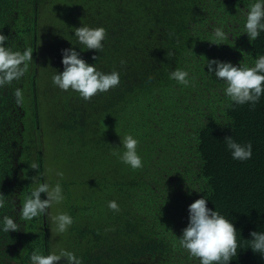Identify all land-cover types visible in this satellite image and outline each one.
<instances>
[{"label":"trees","instance_id":"16d2710c","mask_svg":"<svg viewBox=\"0 0 264 264\" xmlns=\"http://www.w3.org/2000/svg\"><path fill=\"white\" fill-rule=\"evenodd\" d=\"M255 2L0 0V34L8 38L2 46L33 49L27 73L0 87V264H31L37 249L55 252L47 211L20 218L25 196L37 187L31 178L46 183L51 144L70 176L63 195L66 187L78 189L76 199L66 198L73 218L66 246L83 264H200L178 238L189 205L203 197L237 230L239 248L228 264H264L250 248V233H264V94L254 107L237 105L207 68L212 59L253 67L264 55V31L249 41L244 28ZM80 26L106 29L102 51L78 41ZM217 27L229 37L219 45ZM68 48L105 74L119 72V86L90 101L59 89L52 77L63 71ZM176 69L189 73V86L170 79ZM17 88L23 106L15 102ZM127 135L139 141L141 169L120 159ZM228 136L250 142L251 158L234 160ZM113 200L118 213L108 208ZM4 216L19 231L5 233Z\"/></svg>","mask_w":264,"mask_h":264},{"label":"clouds","instance_id":"9594fccd","mask_svg":"<svg viewBox=\"0 0 264 264\" xmlns=\"http://www.w3.org/2000/svg\"><path fill=\"white\" fill-rule=\"evenodd\" d=\"M245 33L249 41L259 37L260 32L264 31V0H256L246 13ZM107 31L103 27L90 28L80 26L75 28V36L87 50L96 52L103 50V41L107 37ZM215 40L222 44L227 40L228 35L219 27L213 33ZM8 38L0 34V87L10 85L14 80L23 77L33 62V49L27 48L23 52L13 51L9 47H4ZM168 56L173 53H167ZM96 60L97 56H93ZM63 71L54 74L52 82L62 91L72 90L79 96L90 101L94 96L106 93L111 89L117 88L120 84V74L117 71L105 74L95 67L88 64L80 57V54L73 48L62 50ZM124 61H121L123 64ZM215 66V67H213ZM208 75L213 72L218 80L224 81V89L227 98L237 105L250 103L253 107L259 102L264 94V55H261L253 67L234 66L230 62H221L216 59L207 61ZM170 79L176 80L179 84L189 86V73L184 70L176 69L170 73ZM17 106H23L24 95L20 88L14 91ZM231 107V104L226 105ZM224 142L231 151L234 160L245 161L251 158V143L240 144L233 140L231 136L225 137ZM139 141L132 135H127L123 140L125 151L120 156L123 163L129 165L133 170L141 169L143 161L138 154ZM113 155H117L113 152ZM33 170H39L40 165L33 162L30 165ZM39 174V171H38ZM63 177L62 172L57 173ZM37 181V187L31 191L29 196H25L23 207L20 210V218L24 221H31L33 218L45 214L54 203L64 200L61 185L57 183L50 187L47 183H39L38 175L31 178ZM41 193L46 194L47 199H41ZM5 196L0 194V208L5 207ZM204 197L195 200L188 207V224L182 230V236L178 238L179 245L186 250L191 257L198 258L200 264H228L237 255L239 244L237 241V230L230 220L226 219L216 210L207 207ZM108 208L113 212H119L120 208L116 201H109ZM54 221L57 231L64 233L73 224V218L67 213H60L55 216ZM112 230V229H109ZM3 231H19V225L9 216L3 217ZM250 248L253 252H259L264 256V233L253 231L250 233ZM64 258L67 264H83L82 260L74 253L61 250L59 254L52 253L43 255L39 249L31 253V264H57Z\"/></svg>","mask_w":264,"mask_h":264},{"label":"rangeland","instance_id":"374dc122","mask_svg":"<svg viewBox=\"0 0 264 264\" xmlns=\"http://www.w3.org/2000/svg\"><path fill=\"white\" fill-rule=\"evenodd\" d=\"M46 153L49 159L48 162H46L44 165L46 173V183L49 184L50 187H54L57 183H59L61 185L62 191H64L65 187L63 185V181H68L70 179V176L64 173V170H68V168L66 167V169H64L63 162L56 157L53 144L47 147ZM58 172H62L63 177L58 176ZM66 192L70 200L76 199L78 195V189L73 186L66 187ZM67 196H64V200L62 202L54 203L49 209H47V223L49 224L50 234L53 239L55 250V252L53 251V253L56 254H59L61 250L68 251L66 246V236H69V232L67 230L64 233H59L57 231V225L53 219L60 213H67L66 206H68L69 202L68 199H66ZM65 263L66 262L64 258H61V260L57 262V264Z\"/></svg>","mask_w":264,"mask_h":264}]
</instances>
